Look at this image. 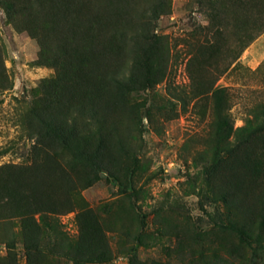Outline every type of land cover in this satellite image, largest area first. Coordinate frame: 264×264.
I'll use <instances>...</instances> for the list:
<instances>
[{
	"label": "rangeland",
	"instance_id": "obj_1",
	"mask_svg": "<svg viewBox=\"0 0 264 264\" xmlns=\"http://www.w3.org/2000/svg\"><path fill=\"white\" fill-rule=\"evenodd\" d=\"M169 2L171 13L162 15L155 28L161 43L151 85L131 95L122 117L121 161L135 168L129 188L137 197L129 198L114 177L101 172L75 195L74 210L57 217L68 238L65 252L51 233L49 251L38 256L40 264H264V196L242 161L246 146L239 147L236 135L229 145H218L213 100L191 98L188 65L198 46L211 38L207 0ZM0 48L12 81L11 89L0 91V167L30 166L37 139L28 135L22 118L41 80L54 70L34 65L38 43L18 33L1 8ZM216 86L227 88L225 113L234 130L255 120L264 105V32ZM218 151L220 163L213 167ZM123 166L115 169L120 168L116 172L125 182ZM83 214L100 227L109 261L90 260L85 246L80 256L75 254ZM237 228L248 240L240 238ZM7 234L0 226V264H11ZM14 252L18 264H27L21 243Z\"/></svg>",
	"mask_w": 264,
	"mask_h": 264
},
{
	"label": "trees",
	"instance_id": "obj_2",
	"mask_svg": "<svg viewBox=\"0 0 264 264\" xmlns=\"http://www.w3.org/2000/svg\"><path fill=\"white\" fill-rule=\"evenodd\" d=\"M0 8L18 33L38 43L34 65L54 70L41 80L39 94L22 118L28 135L37 139L33 163L0 167V226L9 232L4 242L10 249L7 258L18 264L14 251L19 242L27 264H40L38 256L49 251L51 233H56L59 250L65 252L68 238L57 217L74 210L75 195L101 172L114 177L129 198L137 197L129 188L135 168L122 164V117L130 108L131 95L151 85L153 58L161 43L155 28L162 15L171 13V4L169 0H0ZM206 8L211 38L198 46L189 62L191 98L213 100L218 145L227 146L230 136H238L239 147L247 149L242 161L264 196V105L254 121L234 130L225 113L227 88L216 86L264 32V0H207ZM3 50L2 92L12 88ZM220 155L218 151L213 167L219 166ZM116 166H123L125 182ZM78 222L81 237L75 254L80 256L85 246L90 260L109 261L98 224L86 221L84 214ZM237 230L242 240H248L246 232Z\"/></svg>",
	"mask_w": 264,
	"mask_h": 264
}]
</instances>
